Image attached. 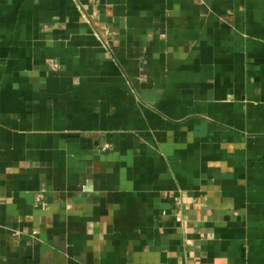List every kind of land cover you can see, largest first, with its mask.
Here are the masks:
<instances>
[{"label":"crops","instance_id":"crops-1","mask_svg":"<svg viewBox=\"0 0 264 264\" xmlns=\"http://www.w3.org/2000/svg\"><path fill=\"white\" fill-rule=\"evenodd\" d=\"M0 264H264V0H0Z\"/></svg>","mask_w":264,"mask_h":264}]
</instances>
